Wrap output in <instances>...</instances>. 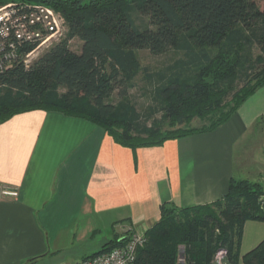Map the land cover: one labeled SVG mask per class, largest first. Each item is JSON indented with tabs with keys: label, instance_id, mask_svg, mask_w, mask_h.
Segmentation results:
<instances>
[{
	"label": "trees",
	"instance_id": "1",
	"mask_svg": "<svg viewBox=\"0 0 264 264\" xmlns=\"http://www.w3.org/2000/svg\"><path fill=\"white\" fill-rule=\"evenodd\" d=\"M27 1L59 11L68 29L28 68L15 65L0 75V122L29 110H57L92 121L120 145L152 146L215 129L264 85V3L258 0ZM135 16L147 22L138 24ZM73 37L82 42L79 52L69 48ZM144 48L173 55L145 74L153 107L142 115L128 90L146 70L137 55ZM114 92L119 99L111 102ZM261 195V183L231 178L223 197L209 204L163 202L134 264H212L219 248L232 264H264V238L240 254L244 222H264ZM124 239L113 238L91 255Z\"/></svg>",
	"mask_w": 264,
	"mask_h": 264
},
{
	"label": "crops",
	"instance_id": "2",
	"mask_svg": "<svg viewBox=\"0 0 264 264\" xmlns=\"http://www.w3.org/2000/svg\"><path fill=\"white\" fill-rule=\"evenodd\" d=\"M231 178L264 185V85L211 131L137 148L57 110L14 114L0 122V264H43L58 252V262L78 261L146 233L163 202L223 197ZM263 238V221H245L240 254Z\"/></svg>",
	"mask_w": 264,
	"mask_h": 264
},
{
	"label": "built area",
	"instance_id": "3",
	"mask_svg": "<svg viewBox=\"0 0 264 264\" xmlns=\"http://www.w3.org/2000/svg\"><path fill=\"white\" fill-rule=\"evenodd\" d=\"M67 32L62 14L43 3L10 0L0 4V75L15 65L28 68L43 50L60 42ZM4 194L16 195L14 187H4ZM264 206V196L258 197ZM146 242L145 232H132L124 241L106 251L64 264H134L136 251ZM183 247H179V253ZM178 262L184 258L178 256ZM212 264H232L227 250L219 248Z\"/></svg>",
	"mask_w": 264,
	"mask_h": 264
},
{
	"label": "rangeland",
	"instance_id": "4",
	"mask_svg": "<svg viewBox=\"0 0 264 264\" xmlns=\"http://www.w3.org/2000/svg\"><path fill=\"white\" fill-rule=\"evenodd\" d=\"M258 2L260 5H263L264 0H258ZM1 4H3V3H1ZM136 21H138V24H144L147 22V18L142 17V16L141 17L137 16ZM67 29H68V27H67ZM66 33H65V36H66ZM50 48H48V49H50ZM69 48L74 52H79L80 48H81V40L78 37L71 38L69 41ZM47 50H43L41 52V55ZM252 51H253V53H252L253 57H255L257 54L260 53L256 47H254ZM137 55H138V58H139V61L142 65V67L146 68V70L141 71L138 74V76L136 77L135 86L128 90V96L131 99V101L133 102V104L135 105L136 109L142 115H145L146 113H149L151 108L153 107V102H152V98H151L152 86L150 84V81L145 78V74L146 73L147 74L153 73V71L162 68L172 58L173 54H172V52L162 53V54H154L149 49L144 48V49L137 50ZM1 88H2V85H0V89ZM61 90L63 91L62 88H61ZM118 99L119 98L117 97L116 92H114L111 95V97L109 98V101L116 102ZM152 115H153V117H159L160 113L154 112ZM56 254L57 255H51V257H47V262H45L43 264H63V262H58L62 253L58 252ZM34 264H42V263L41 262H35Z\"/></svg>",
	"mask_w": 264,
	"mask_h": 264
},
{
	"label": "water",
	"instance_id": "5",
	"mask_svg": "<svg viewBox=\"0 0 264 264\" xmlns=\"http://www.w3.org/2000/svg\"><path fill=\"white\" fill-rule=\"evenodd\" d=\"M179 255L182 256V252H180Z\"/></svg>",
	"mask_w": 264,
	"mask_h": 264
}]
</instances>
